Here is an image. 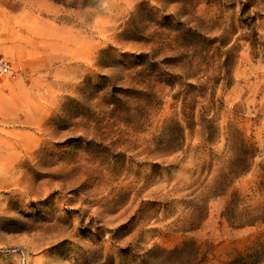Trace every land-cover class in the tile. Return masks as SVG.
Masks as SVG:
<instances>
[{"label": "rangeland", "instance_id": "obj_1", "mask_svg": "<svg viewBox=\"0 0 264 264\" xmlns=\"http://www.w3.org/2000/svg\"><path fill=\"white\" fill-rule=\"evenodd\" d=\"M0 54V264H264V0H0Z\"/></svg>", "mask_w": 264, "mask_h": 264}, {"label": "built area", "instance_id": "obj_2", "mask_svg": "<svg viewBox=\"0 0 264 264\" xmlns=\"http://www.w3.org/2000/svg\"><path fill=\"white\" fill-rule=\"evenodd\" d=\"M12 71V64L2 54H0V75L9 74Z\"/></svg>", "mask_w": 264, "mask_h": 264}, {"label": "bare ground", "instance_id": "obj_3", "mask_svg": "<svg viewBox=\"0 0 264 264\" xmlns=\"http://www.w3.org/2000/svg\"><path fill=\"white\" fill-rule=\"evenodd\" d=\"M106 2V1H105ZM5 25V24H4ZM9 80H7V79H3V78H0V86L2 85V86H7V85H9Z\"/></svg>", "mask_w": 264, "mask_h": 264}]
</instances>
